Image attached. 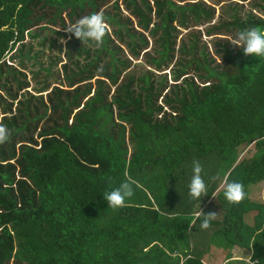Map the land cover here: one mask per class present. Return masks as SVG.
Instances as JSON below:
<instances>
[{"label": "trees", "instance_id": "obj_1", "mask_svg": "<svg viewBox=\"0 0 264 264\" xmlns=\"http://www.w3.org/2000/svg\"><path fill=\"white\" fill-rule=\"evenodd\" d=\"M243 4L0 0V264H210L220 238L264 264V200L248 195L264 153L243 154L264 148V59L228 41L264 29V0ZM94 12L104 44L69 39ZM193 160L201 201L188 195ZM125 171L135 194L114 211L103 193ZM202 211L218 213L207 230Z\"/></svg>", "mask_w": 264, "mask_h": 264}, {"label": "clouds", "instance_id": "obj_2", "mask_svg": "<svg viewBox=\"0 0 264 264\" xmlns=\"http://www.w3.org/2000/svg\"><path fill=\"white\" fill-rule=\"evenodd\" d=\"M65 31L83 42L84 46L91 43L96 48H100L108 35L109 27L106 23L103 12H94L89 15H84L77 19L74 23L65 28ZM228 41L233 46L240 47L245 56H254L259 59H264V29L259 26L245 28L238 31L235 36L230 37ZM61 43L66 44L67 40L62 39ZM10 139V132L6 125L0 123V146L6 144ZM204 169L199 160L192 162V176L188 183V195L192 200L201 201L203 196L208 195V188L205 179L202 175ZM125 179L119 186L112 188L104 194L105 200L108 202L112 210H118L126 206V202L130 200L135 192L133 184L136 182L131 180L127 171L124 173ZM215 179V177L213 178ZM223 194L226 201L230 205L240 204L246 197L244 185L240 182L231 181L222 183ZM215 197V194L212 195ZM218 213L205 214L203 211L198 214V218L202 216L200 223L201 230H207L211 227V222L217 219ZM190 227L193 226L189 224ZM183 264V260H181ZM231 264V261L226 262ZM244 264H253L251 256L244 260Z\"/></svg>", "mask_w": 264, "mask_h": 264}, {"label": "rangeland", "instance_id": "obj_3", "mask_svg": "<svg viewBox=\"0 0 264 264\" xmlns=\"http://www.w3.org/2000/svg\"><path fill=\"white\" fill-rule=\"evenodd\" d=\"M208 3H211L215 5L217 9V13H220V6L222 4L223 7L226 5V3H229L231 1H236L238 3H244L243 8L247 9L249 8L248 1H241V0H204ZM207 38V37H206ZM247 152L249 156L257 157L259 158L262 153H264V148L261 149H255L253 144H250L248 147L243 148V154ZM242 155V154H241ZM256 186V187H255ZM251 185V187L248 190V195L251 200L260 201L262 202L264 200V182L259 183L258 185ZM255 187V188H254ZM254 189V190H253ZM256 212H250L246 214L245 221L249 224H252L253 222V216ZM222 238L216 239L213 244L210 247V253H212L211 257H207L206 260L210 264H226V262L231 261V264H244V260L248 258V256H242V251L234 249H226L225 244H223V241H221ZM235 247V246H234ZM253 264H255L253 262Z\"/></svg>", "mask_w": 264, "mask_h": 264}, {"label": "water", "instance_id": "obj_4", "mask_svg": "<svg viewBox=\"0 0 264 264\" xmlns=\"http://www.w3.org/2000/svg\"><path fill=\"white\" fill-rule=\"evenodd\" d=\"M254 141H252V143H253Z\"/></svg>", "mask_w": 264, "mask_h": 264}]
</instances>
